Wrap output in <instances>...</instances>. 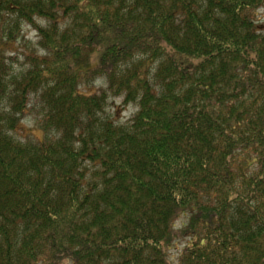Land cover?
Listing matches in <instances>:
<instances>
[{
	"label": "trees",
	"instance_id": "1",
	"mask_svg": "<svg viewBox=\"0 0 264 264\" xmlns=\"http://www.w3.org/2000/svg\"><path fill=\"white\" fill-rule=\"evenodd\" d=\"M263 7L0 0V264H264Z\"/></svg>",
	"mask_w": 264,
	"mask_h": 264
},
{
	"label": "rangeland",
	"instance_id": "2",
	"mask_svg": "<svg viewBox=\"0 0 264 264\" xmlns=\"http://www.w3.org/2000/svg\"><path fill=\"white\" fill-rule=\"evenodd\" d=\"M256 20H257V25L261 26V28H264V7L258 12V17H256ZM37 42H38L37 31L35 30V28L31 27V25L25 24L23 28L22 37H20L16 43L9 45L7 47L5 46L3 48L4 55L6 58L12 57L15 59V61L13 62V68L16 72H19L26 66L25 56L29 51L34 49L39 50ZM100 85H101V81L96 80L90 83L87 87L94 88ZM109 110L110 112L115 114L120 121L124 122L132 116V114L136 110V106L130 105L127 108H123L121 98H112L110 100ZM33 118L34 116L31 113V114H27L23 119V122L19 127L21 138H24L23 136L25 135V133H27V129H31L35 127V121ZM181 227L182 225L179 224L178 228ZM187 240L188 239L179 240L176 244V247L170 251V259L172 261V264H178L179 253L181 249L185 246Z\"/></svg>",
	"mask_w": 264,
	"mask_h": 264
}]
</instances>
